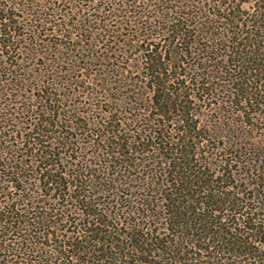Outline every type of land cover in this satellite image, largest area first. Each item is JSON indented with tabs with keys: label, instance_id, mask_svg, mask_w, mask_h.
Returning <instances> with one entry per match:
<instances>
[{
	"label": "trees",
	"instance_id": "trees-1",
	"mask_svg": "<svg viewBox=\"0 0 264 264\" xmlns=\"http://www.w3.org/2000/svg\"><path fill=\"white\" fill-rule=\"evenodd\" d=\"M0 264H264V0H0Z\"/></svg>",
	"mask_w": 264,
	"mask_h": 264
}]
</instances>
